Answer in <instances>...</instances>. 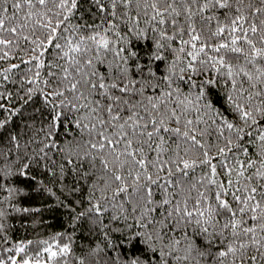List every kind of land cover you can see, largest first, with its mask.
<instances>
[{"label":"snow or ice","instance_id":"6c2138e0","mask_svg":"<svg viewBox=\"0 0 264 264\" xmlns=\"http://www.w3.org/2000/svg\"><path fill=\"white\" fill-rule=\"evenodd\" d=\"M0 264H264V0H0Z\"/></svg>","mask_w":264,"mask_h":264},{"label":"trees","instance_id":"16d2710c","mask_svg":"<svg viewBox=\"0 0 264 264\" xmlns=\"http://www.w3.org/2000/svg\"><path fill=\"white\" fill-rule=\"evenodd\" d=\"M21 187H24L25 188V191H31V188L27 187L25 184H21ZM48 216H50L51 218L48 220V224L50 225V227H45V228H41L39 229V231L43 234V233H52V232H55V231H60L62 230V225L66 223L65 219H64V216L62 213H58V214H46ZM27 219V218H25ZM16 223V226H17V233L16 235L18 237H23V236H27V238L31 239L33 238L32 236V229L31 228H28L27 229V232H25V229L21 228L20 227V224L22 223L21 220L17 219L15 221ZM28 223H31L30 220H28ZM83 230L82 229H78L77 230V236L79 237L81 232ZM83 235L84 236H87V233L86 232H83ZM76 243L77 245H81V244H86L87 243V240H83V239H77L76 240Z\"/></svg>","mask_w":264,"mask_h":264}]
</instances>
